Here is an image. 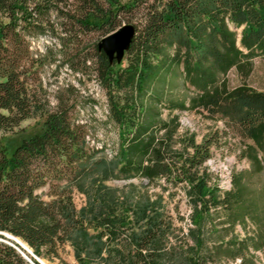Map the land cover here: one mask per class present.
<instances>
[{"label":"trees","instance_id":"trees-1","mask_svg":"<svg viewBox=\"0 0 264 264\" xmlns=\"http://www.w3.org/2000/svg\"><path fill=\"white\" fill-rule=\"evenodd\" d=\"M125 22L135 31L122 65L109 60L97 43ZM43 35L58 40L74 70L90 61L103 84L120 137L116 170L105 172V159L87 148L84 125L72 120L73 87L58 89L55 105L49 106L38 78L42 57L30 44ZM165 46L174 47L170 62H182L188 82L200 90L192 103L225 118L253 143V153L257 149L264 157V91L216 85L228 68L248 62L255 51L264 53V0H0V232L17 237L40 258H59L67 241L80 264L96 258L101 259L96 264H105L102 238L115 239L133 222L136 229L125 235L128 247L114 248L111 264H159L158 244L170 224L156 210L157 202L117 208L102 200L98 208L75 209L73 187L100 168H105L103 178L185 181L199 218L211 207L226 206L208 185L203 166L210 140H191V153L169 156L145 135L139 120L137 99L157 75L154 58ZM33 115L42 118L40 131L9 147L3 133ZM121 211H130L131 219L116 214ZM0 238V264H40L29 255L31 261L26 259L19 244ZM200 245L198 239L195 247ZM188 258L187 264L197 263Z\"/></svg>","mask_w":264,"mask_h":264},{"label":"rangeland","instance_id":"rangeland-1","mask_svg":"<svg viewBox=\"0 0 264 264\" xmlns=\"http://www.w3.org/2000/svg\"><path fill=\"white\" fill-rule=\"evenodd\" d=\"M97 37L94 34L92 40ZM30 44L32 51L42 57L38 78L49 106L55 105L58 89L73 87L72 120L84 125L87 148L95 151V157L105 159V168L108 167L105 172L109 168L116 170L115 158L120 144L118 126L110 118L107 92L90 61L87 60L81 71L74 70L60 52L58 40L49 35L31 38ZM173 52L174 47L165 46L154 58L159 70L137 99L141 105L139 120L145 135L152 136L158 147L167 149L169 156H178L185 151L191 153L192 148L188 145L191 140L195 143L210 140V157L203 166L208 185L215 187L219 198H225L226 206L211 207L199 218L194 215L185 181L173 182L163 177L150 181L142 177L103 178L105 168H100L73 187L71 197L75 209L98 208L102 200L115 203L117 208L153 200L157 202L156 210L170 224L158 244L159 264H187L188 257H195L196 264H264V157L257 149L253 153L249 148L253 143L233 129L225 118L218 114L208 115L192 103L200 90L188 82L182 62H170ZM121 60L125 65L124 57ZM216 85L229 89L246 85L264 91V53L255 51L248 62L242 61L228 68L218 76ZM41 126L39 115L30 116L3 133L2 139L13 147L23 137L39 132ZM94 197L98 199L92 200ZM124 213L131 219L130 211L116 212L118 216ZM136 227L130 222L120 228L118 233L121 235L115 239L107 242L102 238L106 244L101 253L105 264H111L116 248L125 250L128 247L125 235ZM88 230L93 231L92 228ZM1 234L10 244L11 241L19 244L29 261L28 255L40 264H80L70 242L66 241L59 248V258L45 259L35 256L17 237ZM198 239L201 245L196 248ZM92 263H101V259L96 258Z\"/></svg>","mask_w":264,"mask_h":264},{"label":"water","instance_id":"water-1","mask_svg":"<svg viewBox=\"0 0 264 264\" xmlns=\"http://www.w3.org/2000/svg\"><path fill=\"white\" fill-rule=\"evenodd\" d=\"M134 27L132 24H122L116 28L115 31L101 37L97 43L99 48H102L109 60L121 61L124 51L128 49L131 38L134 34ZM3 231L0 232V234ZM4 234L11 238V235L6 232Z\"/></svg>","mask_w":264,"mask_h":264}]
</instances>
